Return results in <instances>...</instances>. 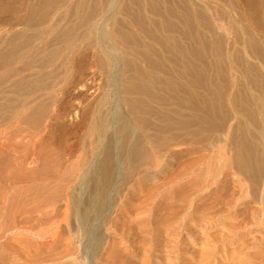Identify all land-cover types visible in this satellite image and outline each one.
I'll list each match as a JSON object with an SVG mask.
<instances>
[{
    "label": "bare ground",
    "instance_id": "1",
    "mask_svg": "<svg viewBox=\"0 0 264 264\" xmlns=\"http://www.w3.org/2000/svg\"><path fill=\"white\" fill-rule=\"evenodd\" d=\"M29 1L0 0V12L6 8L5 11L10 13L2 18L0 15V23L5 22L11 31L13 30L11 34H7L0 27V126L10 121L14 123V119L17 121L21 119V122L25 120L23 123L26 120L36 123L42 120L38 122L40 126L46 118L51 119L50 129L52 127L58 130L63 126L61 111L65 110L67 103L62 101L63 109L58 107L56 110L57 107L55 108L54 105L58 99L57 94L52 93V90L59 86L62 89L61 98H64L63 95L66 92L70 93L71 87L68 83H79L80 77L77 76H79L80 68L76 63L86 56L73 49L79 45L77 42L82 40V37L85 39L90 37L92 40L91 43L89 39L90 49L84 51L90 57L87 59L89 64L87 68L92 71L94 69L93 74L99 75L102 80L101 93L89 105L85 130L84 132L82 130L80 138L77 139L81 152L77 165L79 172H76L78 173L76 182L68 187L65 193L68 196V203L63 212L65 218L68 215V228L65 227L68 229V237L70 239L71 236L72 240L80 246L81 259H84L85 264H93L96 256L110 244V235L104 229L112 221L111 215L117 201L126 192L128 184L136 174H140L144 166L148 167L151 162L148 160L154 158L155 152L159 153L163 150L170 152L174 161L172 173L168 170L171 173L168 178L157 179V174L149 176L153 173L152 171L145 172L144 177V171L141 172L145 182H155L151 183V186L149 184L151 192L147 190V193H150V198L154 196L156 205L154 208L151 206V209L156 215H158L157 210L162 208V203L157 202L156 199L158 193L162 192L161 189L166 186V189L168 188L166 195H170L171 202H168V208L164 213H159L157 216L158 222L152 219L156 230H160L162 225H166L173 219L174 215L170 213L177 214L186 209L183 214L189 216L196 214L197 211L205 213L204 209L207 208L219 210V207L225 206L237 208L236 212L246 209L244 211L247 215L238 219V221L243 219L241 220L243 225L252 223V220L254 221L257 217L255 213H258L260 221L264 224V0H129V6L126 5L129 8L125 9L127 12L122 10V6L120 7V0H83V2L79 0L80 2L70 3L76 4L71 5L73 8L68 7L73 10L70 14L73 21L65 18L68 12L62 8L63 4H66L62 0ZM90 12L92 13L89 14ZM97 15L100 16L98 19ZM74 21L80 22L79 28L76 26L78 29ZM18 25L20 28L16 30L15 27ZM35 26H37L36 32L27 33ZM73 27L75 30L71 32ZM80 49L82 47L78 50ZM63 84L67 87L62 86ZM86 84L80 83L82 87H86ZM73 99L76 102L80 101L79 95ZM54 111L55 114H52ZM50 129L48 135L45 133V136L41 138L42 144L39 145V149L41 148L40 150L44 153L50 148L53 138L55 139ZM2 134L0 133V136ZM27 138L31 140L29 136ZM58 139L62 141L60 134L57 136ZM4 142L3 145H5ZM3 148L8 149L9 146L6 144ZM62 149L60 147L59 151L62 152ZM72 152L74 154L75 151ZM59 154L60 152L58 157ZM66 154L68 155L69 152ZM146 156L149 157V159L147 157L148 160ZM44 158L42 157L43 161L46 160ZM6 167L2 172H6L8 176L14 175L13 173L17 170L11 169V165L8 166L9 168ZM15 167L18 166L15 165ZM22 167L24 169L25 166ZM32 171L30 172L33 173ZM70 175L73 176V174ZM45 179V176H42L41 182L44 183ZM66 181L70 182V180ZM137 185L138 187H135L139 190V181ZM41 189L44 188L41 187ZM3 192L6 193V190ZM29 197L31 199V196ZM2 199L8 203L6 197ZM20 200L22 202V199ZM42 200L45 202L49 199ZM15 202L18 201L15 199ZM44 202L42 205H46L44 206L46 208L48 202H45L46 204ZM130 202L128 197L127 203ZM12 205L10 202L9 206L12 207ZM16 205L19 208L18 204ZM5 206L8 205L5 204ZM19 206L22 207L20 203ZM225 208L221 210H226ZM33 210L25 209L24 214H27L25 218ZM0 211H3L1 207ZM8 211L0 212L1 219L5 220L9 216ZM16 214L14 217H17ZM230 214H232L231 211ZM41 215H44L43 211ZM50 217L54 218L52 215ZM55 217L57 218L58 215ZM32 218H28L30 219L28 221ZM9 219H11L10 216ZM61 220L66 224L65 220ZM2 221H0V227L4 222ZM44 222L40 221V223ZM233 223L236 227L237 221ZM61 225L64 224L61 223ZM61 225L59 224L60 227ZM55 227L57 229V226ZM31 228L34 230V226ZM31 228L30 225H25L22 230L31 233ZM3 229L0 228V231L2 232ZM219 229L222 228L216 231ZM45 230L44 228L42 233H45ZM263 231L258 237L257 234L256 237L253 234L254 240L250 241V237L246 238L250 241L246 244L251 247L255 240L264 244ZM0 234L3 235V233ZM227 234L222 230L216 237L228 238L233 233L230 236ZM203 237L201 240L204 239ZM49 241L51 246L52 240ZM30 243L33 244L31 241ZM11 244L10 247H12L9 249L8 246L5 253L2 251V261H5V264H31L33 260L30 258L28 244L24 250L20 247L23 250L21 253L13 247L14 244ZM75 246L73 243V247ZM66 248L68 249L67 246ZM66 248L65 251H67ZM0 249L5 250V248ZM202 249L194 251L199 258H192V264H206L207 262H202L201 259H210L215 251ZM233 250L236 248L234 247ZM256 250L249 252L245 257L251 260L257 254L258 259L262 257V254L256 253ZM55 257L52 259H57ZM241 257L237 256L236 260L232 257L230 261H239L232 264H241ZM44 258L43 261H45ZM251 260V263L249 261L246 263L257 264L255 260L254 262ZM41 261L38 262L41 263Z\"/></svg>",
    "mask_w": 264,
    "mask_h": 264
},
{
    "label": "rangeland",
    "instance_id": "2",
    "mask_svg": "<svg viewBox=\"0 0 264 264\" xmlns=\"http://www.w3.org/2000/svg\"><path fill=\"white\" fill-rule=\"evenodd\" d=\"M62 1H64V3H66V4H63L62 8H65L67 10V12H68L67 15L69 14L68 16L66 15L65 18L71 19L73 21V19H72L73 17L70 18L71 11H73L72 10L73 6H71V5H76V4H70V3H75V2H80V1L83 2V0H80V1L79 0H77V1L76 0H68V2H67V0H62ZM29 2H31V1H29ZM59 3H61V1ZM120 3H121L120 7L122 6V10L127 12L125 9L129 8L127 6H129L130 1L129 0H124V1L120 0ZM68 7H72L71 10ZM123 7H124V9H123ZM5 10H6V8L3 9L0 12L1 18L4 17V16L6 17V15H10V13L8 14V12H6ZM7 10H9V9L7 8ZM85 10H86V8H85ZM91 13L92 12H90L89 14H91ZM99 17L100 16L97 15V19ZM73 23H74L75 27L77 26L79 28L80 22L74 21ZM76 23H77V25H76ZM0 27H1V30L4 33L7 32V34H11L13 32V30L11 31V28L8 27V25L5 22H1L0 23ZM77 27H76V29H78ZM119 27H120V25H119ZM19 28H20L19 25L15 27L16 30L19 29ZM68 29H70V27ZM72 29L73 30H71V32H73L75 30L74 27ZM80 30H82V29L80 28ZM31 31H35L36 32L37 31V26L31 28L30 31H28L27 33L31 32ZM82 38H83L82 40L80 39V41L77 42V45L78 44L79 45L76 46L73 49V51L75 50L79 54L82 52L86 56V58L84 57V59L81 58L82 61L80 60V61H77V63H76L77 66L80 68V70H79L80 73L78 74L79 76H77V77H80L79 83H76V82H75L76 84L73 83V82L68 83V85L71 88L69 90L70 93L66 92V94H65L66 96L63 95L64 98L67 97L65 100H63L64 98H61V96H62L61 90L62 89H60L59 86H57L56 88H54L52 90V93L54 92L55 94H57L56 98L58 99V101L54 105L55 108L57 107L56 110H58V107H62V109H63L64 103H67L69 107L67 106V104H65V110L63 109L61 111L62 112L61 115L63 116L62 117V121L64 123L63 124L64 127L62 126L61 127L62 129L60 128L58 130H55L54 127H53L54 129H52V127H51V129H52L51 135L54 134L55 135V139L53 138V140H54V141L52 140L53 143L51 145H49L50 148H48V149H50V150L47 149V151H45V153H46L45 154L42 150H40L41 148L39 149V147L42 144L41 143V138L45 136V133L48 135V131L50 129V125L49 124H50V121H51L50 118H46V120L43 119L44 122L41 123L43 126H41V124H40V126L38 125V122L39 121L42 122V120H38L37 123L36 122H30V120H26V122L23 123L25 120H22V122H21L20 121L21 119H19V121L14 119V121H13L14 123H11L12 121H10V122L4 123V124H2L0 126V131H1L0 133H3L0 136V140H1L0 141L1 142L0 146L2 147V145H3L2 143L4 141H6V142H4V144L5 145L7 144V146H9L8 149L7 148L6 149L3 148V147H5V145H3L2 148L0 147L1 150H2V151L0 150V153H1L0 154V169H2V170H0L1 171L0 172V201H1L0 203H2L4 201V199H2L4 197H6L7 200H8V203H7V201L3 202L4 206H3V203L0 204V207L3 210V211H0V212H6V211L9 210L8 211L9 213L8 214L6 213V214L9 215L10 218H11V219H9V216H8L4 220V219H1V217H0V221L1 220L4 221V222L2 221L4 223V226H3V223H2V227H0L1 229H3V227H4L3 231L2 232L0 231V233H3V235L0 234V244H1L0 248H2V249L5 248V250H1L0 249L1 250L0 251V264H5V261H2V253L3 252L5 253L6 249H8V246H9V249L12 247V246L10 247L11 243L14 244V245L17 244L16 246L13 245V247H16V249H18L19 250L18 252H20V253H21V251L23 252L24 247L26 246V244H28L29 251H30V258H32L33 261L36 260V261L33 262L30 259L32 261V262H30L31 264H50V263H53L54 261L55 262L53 264H55V263L56 264H59V263L60 264H68V263L69 264L70 263L71 264H85L84 263V259H81L82 257H81V253H80V246H78V244L72 240L70 235H69L70 239L68 237L69 233H68V229H66V228H68V226H67L68 215L65 218V215L63 214V212L67 208L66 203H68V199H67L68 196L65 193L67 192L68 187H71L72 185H74V183L77 180V176H78L77 175L78 173H76V172H79V166H77V165H78V162L80 160L81 152H80V148H79V141H77V139L80 138V136L82 134V130H83V132L85 130V127H84L85 126V119H87V116H88L89 105L101 93V86H102L101 77L99 75H97V74L96 75L93 74V73H95V72H93V71H95L94 69L92 71L90 68L89 69L87 68L88 65H89V64H87V59H90V57L87 56L88 54L85 53L84 51H86L87 49H90L89 48V47H91L90 46L91 45L90 41L92 43V40H91L90 37L87 38V39H85L84 37H82ZM89 39H90V41H89ZM84 44H85V47H84ZM86 45L87 46L89 45V46L87 47ZM80 46L82 47V49L78 50L79 48H81ZM81 70H82V72H81ZM80 74L82 76H80ZM93 75L95 76V78H94ZM81 77H83V78H81ZM83 82L85 84L87 83L86 87H82L80 85V83H83ZM64 85L65 84H63L62 86H64ZM65 87H67V85H65ZM61 88H63V87H61ZM76 95H79V99H80L79 102L80 103L78 101H77L78 102L77 103L76 100L73 99L74 97H76ZM57 99H55V100H57ZM60 101L61 102L63 101L64 103L62 102V104H61ZM66 106H67V108H66ZM50 114L51 113H49V115ZM52 114H55V111ZM31 121H33V120H31ZM26 126H28V127H26ZM2 129H3V131H2ZM58 134H60V136L62 137V141L59 140V139L57 140ZM25 135H26V137H25ZM27 136H29L31 140H28L29 138H27ZM3 137H5V139L7 137L8 139L4 140ZM2 140H4V141L2 142ZM18 141H21V142H18ZM77 143H78V145H75ZM58 144H60L59 147H57ZM66 146H67V148H66ZM77 146H78V148H77ZM163 146H164V144H163ZM60 147L63 148L62 152L59 151ZM65 149L66 150L69 149V150L65 151ZM53 150L54 151H58V152H54ZM70 150L75 151L74 154ZM6 152H8V153H6ZM59 152H60L61 156L59 154V157H58V153ZM68 152H69V154L67 155L66 153H68ZM13 153L17 154L18 157H17V155H14ZM62 153H64L63 156H62ZM7 154H8V156H6ZM158 154H160V156ZM2 155L4 157H2ZM9 155L10 156L13 155V156L10 157ZM33 155H35V156H33ZM43 155H45V156H43ZM64 155H65V157H64ZM38 156H40V157H38ZM148 156H146V159H147ZM42 157H45L44 159H46V160L43 161ZM61 157H64V158L61 159ZM149 157H148V159H149ZM151 159L148 160V161H151L148 164V167H147V165L144 166L141 169L140 174H138V175L136 174V176H134L133 180L131 181L132 183L130 182L128 184V187L125 190L126 192H124L123 196L117 201V204L115 206V210H114L113 214L111 215L112 221L110 222V224L106 225L105 229H104V231H106V233H108L110 235V238H109V243L110 244L108 246H106V248H104L102 250V252L98 256H96V258L93 260V264H167V263H169V264H192L191 263V259L194 258V257L197 259V257H198V255L196 253H194V251H197V250L201 251L202 248L204 250H206V251L207 250H211V251L215 250L214 254L212 255V257L210 259L209 258L208 259H201L202 262L206 261L207 262L206 264H222V263L223 264H232V263H237V262H239V261H235L237 256H240V257L243 256V257H241L242 259L240 258V260H241L240 262H241V264H245L246 261L250 262V260H251V259H248L249 257H247V258L245 257V256H247L246 254H248L249 252H253L256 249H257L256 253L262 254V257H260L261 259L260 258L258 259L257 258L258 254H257L256 255L257 257L255 256L254 257L255 259L252 258L251 261L254 262V260H255L257 262V264H260V263L264 264L263 263L264 262V257H263L264 256V244L259 242L258 240H255V242L253 241L254 243L251 244L252 248L249 247L246 244V242L247 243L250 242L251 239L254 240V237L252 236L253 234L255 235V237H256V234H257V237L261 236V234H262L261 231L264 230V224L260 221V217H259L258 213L254 214L257 217L254 219V221L252 220V223L249 222L247 225L246 224L243 225L244 223H242V221H241L243 219L238 221V219L244 217V215L245 216L247 215L245 213V211H244L245 208H243L242 212H239V211L236 212L237 208L234 209L232 207L230 208V207L224 205L225 207H228V208H225V207H221L220 208L219 207L220 212H219L217 207H216L217 209H215V208L208 209L207 208V209H204V211H206L205 213L201 212V211H197L196 214L189 215V216H186L185 214H183V212H185V210H186L185 209L183 212L177 213L178 216L175 213H170V214L174 215L173 219L169 220V222H167L166 225H162L163 227L160 230H156V227L153 226V224H152V219L155 220V221L157 220V222H158V217L157 216L159 215V213L160 214L164 213L165 209L168 208L167 207L168 204H169L168 202H171L170 201V195H166V192H168L167 191L168 188L166 189V186H164L161 189L162 192L158 193V195H157L158 198H156V199H157V202L162 203V208L161 209L159 208V210H157L158 215H156L154 210L151 209L152 207L154 208V206L156 205V203H154V200H155L154 196H152V198H150V196H149L150 193L149 192L147 193V190L150 191V186L152 184H154L155 182L154 183H152V181L145 182L142 177L143 176L145 177V172H150L151 173V171H152L153 173H151V174L149 173L150 174L149 176L157 174V179H159V178L160 179H167L168 176L172 173L171 170H172V168L174 166L173 165L174 161H173V158H172L170 152H168L167 150H163V151H161L159 153L155 152L153 160H151ZM47 160H51V161H47ZM43 162H44V166H42ZM39 163L41 165H39ZM6 164H7V167H6ZM10 165L12 166V167H10L11 169L12 168L17 169V170H15L16 172H14L13 174L18 176V177H15L14 175L8 176L6 174V172H2L3 170L5 171V167L9 168L8 166H10ZM15 165L18 166V167H15ZM3 166H4V168H3ZM22 166H25L26 168L24 167V169H23ZM64 167H67L68 169H66ZM74 167L76 169H74ZM149 168H151V169H149ZM71 169H72V171H71ZM31 170H33L32 171L33 173L30 172ZM44 170H46V172ZM148 170H150V171H148ZM168 170H170L171 173H169L170 171H168ZM142 171H144L143 172L144 175H143V173H141ZM155 171H158V172L155 173ZM60 172H62V173H60ZM29 173H31V174H29ZM74 173H76V175ZM40 174H41V176H40ZM70 174H73V176L70 175ZM1 176H4V177H1ZM42 176H45V178H46L45 179L46 181L44 183L41 182V177ZM64 177H65V179H64ZM36 178L39 179V181ZM52 178H54V179H52ZM70 178H72V179L74 178V179L72 180ZM138 178H140V179H138ZM66 180H70V182L66 181ZM3 181H5V182H3ZM25 181H27V182H25ZM138 181H139V185H140L139 186V190L137 188L138 187V185H137ZM153 181H156V180H153ZM9 182H10V184H9ZM133 182H135V183H133ZM6 183H7V185H6ZM12 184L14 185V187H13ZM149 184H150V186H149ZM2 185H3V187H2ZM9 185L12 186V187H10L11 189L8 187ZM6 186H7V188H6ZM135 186H137V187H135ZM41 187H43L44 189H41ZM3 189L6 190V193L3 192L4 191ZM16 190H18L19 192L16 191ZM36 190H37V192H35ZM40 191H41V193H39ZM42 191H44L45 193L42 192ZM48 191L50 193H48ZM13 192H14V194H13ZM55 192H56V194H54ZM223 192L227 193L224 190H223ZM4 193H5V195H4ZM9 193H12V194H9ZM23 193H24V195H23ZM41 194H43V196H41ZM44 194H46V195H44ZM1 195H3L4 197H2ZM143 195H144V197H143ZM161 195H163L164 197H162ZM225 195L226 194H224V196ZM14 196L16 198H14ZM18 196H19V198H18ZM29 196H31V199H33V200L29 199L30 198ZM57 196H59V197H57ZM138 196H140V197H138ZM148 196H149V198H147ZM9 197L10 198L13 197L14 201H13V198H11L12 199L11 200ZM128 197L130 198V201H131L130 203H127ZM43 198L44 199H49L48 201L45 200L46 203L48 202L47 207L49 209L47 207H46L47 209L44 207L46 205H42L43 204L42 202H44V200H42ZM15 199L18 202H15ZM20 199H22V202H20L21 201ZM26 199H28V200H26ZM36 199L38 200L37 202H36ZM39 199L42 202H40ZM137 199H141V201L138 202ZM220 199H222V197L219 198V200ZM223 200H224V198H223ZM9 201L11 202V205L14 202L13 204L15 205V207L17 206L16 204H18L19 208L16 207V209H15V207H13L14 205H12V207L9 206L10 205ZM23 201L24 202L28 201L30 204H28V202L24 203ZM45 202H44V204H46ZM164 202H166L167 205ZM19 203L21 204V206H22L21 208L22 209L20 208ZM22 203H24V204H22ZM5 204H7L8 206H5ZM23 205H24V207H23ZM28 205L34 210L28 214L27 218H25V215L27 216V214H24V210L25 209L26 210L27 209H31ZM37 205H39V207ZM2 206H3V208H2ZM41 206L44 209H42ZM220 206H222V204H220ZM6 207L8 209H6ZM163 207H165L164 210H163ZM9 208L13 209V210H10ZM40 208L44 212V215H41L42 211L40 210ZM224 208L226 210H221V209H224ZM18 209L20 211L21 210L22 211L20 212V211H18ZM52 210H53V212H52ZM211 210L212 211L216 210L215 211L216 213L212 212ZM11 211H13V212L11 213ZM55 211H57V212H55ZM207 211H210V212H207ZM230 211L232 212V214H230ZM59 212H61L62 214L61 213L59 214ZM235 212H236V215L234 214ZM15 213H17L16 214L17 217H14ZM199 213H201V214H199ZM11 214L13 216H11ZM49 214L52 215V217H54V218L51 219ZM35 215L37 216V219H36ZM57 215H58V217L56 218L55 216H57ZM200 215H202L203 218ZM6 216H4V217H6ZM47 216H49V217H47ZM20 218H21V220H20ZM28 218H32L31 221L32 220L33 221L32 222L28 221V220H30ZM39 218H41V219L39 220ZM61 219L65 220L66 224ZM113 219L115 221H113ZM6 220H8V221H6ZM34 220H36V221H34ZM42 220H43V222L45 221L44 222L45 224L44 223H40V221H42ZM235 220L237 221L236 227H235V223H233V221H235ZM5 222H6V224H5ZM24 222H27V223L25 224ZM54 222H55V224H54ZM222 222H223V224H222ZM239 222H240V224H239ZM46 223H47L48 227L46 226ZM49 223H50V225H49ZM61 223L64 224V225H61ZM0 224H1V222H0ZM59 224L61 225V227L59 226ZM7 225H9V227H7ZM25 225L26 226L30 225V228L34 226V230L31 228L32 229L31 233H33L34 235L31 234V233H28L26 230H22V227H24ZM49 226L51 227L50 229H49ZM55 226H57V229H56ZM10 227H11V229H9ZM191 227H192V229H191ZM39 228L41 230H39ZM44 228L46 229L45 231L47 233L46 232L42 233V231L44 232ZM59 228L63 229V230H60ZM218 228H222V229L221 230L219 229V230L216 231V229H218ZM227 229H229L231 231H228ZM260 229H262V230H260ZM10 230H12V231H10ZM53 230H55V231H53ZM222 230L226 231V234L229 232L228 233L229 236L232 233L233 234H232L231 237H228V238L227 237H224V238L216 237V236H218V233H219V235L221 234ZM51 231H52L53 234L51 233ZM66 231H67V233H66ZM36 232H37V234H36ZM44 234H46V235H44ZM25 235H26V237L28 236L30 239L28 237H27L28 240L25 239L26 238ZM63 235H66V236H63ZM60 236L63 237L64 239L61 238ZM203 236H206V237H203ZM165 237H167L168 239H166ZM202 237L205 239V241H204V239L201 240ZM249 237H250V239H249ZM56 238H57V240H56ZM246 238H248L250 241H247L248 239H246ZM49 240H52L51 246H50V241ZM241 240L243 242H241ZM30 241L33 242V244H31ZM36 241H38V242H36ZM48 241H49V243H46ZM58 241H60V242H58ZM71 242H72V244H71ZM239 242H241V244L238 245ZM35 243H36V245H34ZM73 243H74V246L76 244L77 245L75 247H73ZM169 243H170V246H169ZM208 243H210L213 246V248H212V246L210 244L208 245ZM53 244H55V245H53ZM163 244H164V246L166 248H164ZM40 245H41V247H40ZM68 245H70V246H68ZM71 245H72V249H71ZM34 246L35 247L38 246V247L35 248ZM66 246L68 247V249L66 248ZM20 247H22L23 250H21ZM234 247L236 248V250H233ZM30 248H32V249H30ZM40 248H43V249H40ZM65 248H66L67 251H65ZM60 249H61V251H60ZM73 249H75V250H73ZM247 249H249V250H247ZM259 249H260V251H259ZM31 250H33L32 251L33 253H31ZM231 251H233L234 253L233 252L231 253ZM241 251H242V253H241ZM164 252H165V254H164ZM261 252H263V253H261ZM106 254H107V256H106ZM229 255H231V257H229ZM48 256H50V257H48ZM108 256L110 257V259H109ZM53 257H55L57 259L59 257L60 258L58 260L57 259L53 260L54 259ZM232 257L235 258V260L234 261L232 260V262H231L230 260L232 259ZM43 258L45 259V261L42 260ZM48 259H51V260H48ZM68 259H69V261H68ZM243 259L245 260V262H243L244 261ZM60 260H62V261L60 262ZM171 260H172V262H171ZM38 261H41V263L38 262ZM258 261H260V262H258ZM64 262H67V263H64ZM156 262H158V263H156ZM250 263H246V264H250ZM253 264H255V262Z\"/></svg>",
    "mask_w": 264,
    "mask_h": 264
}]
</instances>
